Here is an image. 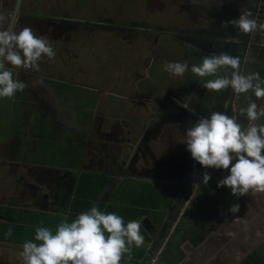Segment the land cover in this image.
Segmentation results:
<instances>
[{"label": "crops", "instance_id": "obj_1", "mask_svg": "<svg viewBox=\"0 0 264 264\" xmlns=\"http://www.w3.org/2000/svg\"><path fill=\"white\" fill-rule=\"evenodd\" d=\"M39 1L37 0V5ZM229 1H232V4L237 2L243 9L253 12V4L256 0ZM216 2L218 3V0H213L210 3L211 6H214ZM259 3L260 11L264 12V0ZM55 6L51 5L52 9L49 11L54 12ZM94 10H99L97 4L94 6ZM203 11H205L203 15L210 13L209 10L203 9ZM211 11L212 14L216 12L215 10ZM257 12L259 11L257 10ZM216 13L218 15L214 16L213 14L209 24H206L207 20L202 16L201 20L196 23L199 27L193 28L180 19V16L175 18L176 22L171 20L174 22L172 25L180 27L176 32L187 34L184 38L188 41H178L177 47L174 42L169 43L168 57L163 56L160 62L164 63L165 60L173 62V58L170 59V57L175 49L178 51L181 49L178 52L179 56L183 54L179 58L181 62L190 58L197 61L195 63L189 61V71L182 77L172 76L163 70L161 72L157 66L151 68V73L146 80L142 79L144 83L141 82L137 87V92L133 94L134 98L127 101L128 103L124 102V107L122 105L121 108L116 109L115 126L117 130L113 135V143L109 144L111 143L109 142L105 146L106 148L112 147L116 151H113L114 156L107 155L108 151L105 149V156L98 162L103 164L104 171L98 169L96 172L85 171L89 175L99 174V176L105 177V175H110L107 171L114 169L112 185L116 190L127 179L130 180V183L139 186L140 189L153 188L162 198L156 209V215L145 214L139 219H135L142 222L141 234L144 236V244L139 248L133 246L130 258L126 254L121 264H145L148 256L157 250L163 242L164 247L158 264H264V192L249 191L245 196H234L230 188L217 187L218 181L229 174L228 170L215 168H204L203 170V173L207 171L211 176L207 185L202 182L201 176L192 191L187 187V184H191L197 171L200 170L201 165L191 157L186 143L183 142L186 140V130L199 118L209 116L212 111H227L231 116L234 110L246 106L247 103L244 94L235 99V93L231 88L221 92L205 89L202 85L213 77L201 78L190 71L191 65L200 64L204 56L213 52H226L233 56L237 53L235 47L231 45L233 43H230L231 36H227L230 44L224 43L223 45L222 37L217 35L224 33L240 37L245 33L227 23L230 21L228 20L230 14H233L228 6L225 12ZM220 16L224 17V20H221ZM260 22H264V16ZM262 32L264 33V31ZM205 33L209 34L210 38H207ZM218 39L221 41H219L220 44L217 42ZM172 46L173 48L170 49ZM256 48L260 49V47ZM245 54L252 62L248 67L247 64H244L242 72L247 73L251 67L249 72H259L261 77H264V62L254 61L259 54L250 53L247 50ZM54 62H56L55 59L49 67V76L57 75V70H52ZM24 82L26 83L27 79ZM133 83L131 89H133ZM49 87L57 93L56 86L49 84ZM25 90H28V85ZM147 90L149 93H146ZM20 92H16L11 98H0L1 134L9 131L11 119L15 117L7 105L8 101H15L14 112H19V114L22 113V108L28 105V100L24 99L27 96L21 95ZM251 99L256 100L254 95L251 96ZM225 102L228 103L227 109L224 108ZM256 102H263L261 105H264V100H256ZM184 104H187L188 107H184ZM191 109L195 111H191ZM238 119L247 123L245 117H238ZM262 122H264V118H262ZM3 123L6 124L3 125ZM12 143H7L3 150L5 148L6 152H10L15 146L14 141ZM45 145L50 148L52 153H58L61 149L60 146L47 140L43 142V146ZM18 148L17 154L19 157L23 156L24 163V166L22 163L24 170H18L19 172L14 176L17 179L18 175V180L23 182L19 188H12L16 192L13 196L18 197L7 199L4 203L3 195L7 194V189L0 192V196H2L0 208L11 212L17 211L15 224L36 227V218L31 219L27 216L40 213L43 214L42 217H39L43 221V226L55 231L56 225L62 219L68 218L71 213L77 215L92 206L98 205L101 211L117 214L123 208L129 207L125 203H116L115 201L119 200L114 195H109V198H113V200L107 201L109 204L103 202L104 193L109 190L107 187L91 207L85 208L82 205L77 211H72L75 187L72 181L70 183L65 181L61 187L54 189L58 195L57 200L52 205L47 204L48 207L43 208L37 186L38 181L41 180L40 172L51 171V169L61 166V159L46 164L37 157L38 155L32 149H23L21 146ZM154 152L156 154H153ZM88 160L91 163L94 162V159ZM17 161L20 160L8 155L3 162L16 168ZM117 175L119 179L115 177ZM50 198L53 201V198ZM187 200H191V205L188 206L182 218L169 233L172 223ZM235 203L240 205L239 212H229L230 205ZM130 208L131 211L141 210V207L137 206ZM129 220L131 219H124L125 223ZM0 223L7 224L6 218H0ZM32 235L30 238H23L24 241L19 243L0 240V246L5 245L7 249H12L3 253L2 257L7 260L6 264H21L22 245L26 240L34 241L35 229Z\"/></svg>", "mask_w": 264, "mask_h": 264}, {"label": "rangeland", "instance_id": "obj_2", "mask_svg": "<svg viewBox=\"0 0 264 264\" xmlns=\"http://www.w3.org/2000/svg\"><path fill=\"white\" fill-rule=\"evenodd\" d=\"M212 1L213 0H40L37 5V0H0V15L5 17V28L19 31L24 27H31L37 35L47 38L55 51L54 58L49 59L47 56H43L40 59L38 62V70L13 69L14 75L17 72L19 73L16 78L21 81H25L26 79L30 81L29 85L31 86L33 96L32 98H24L28 100V105L22 108V113L19 114V112L11 110V114H14L15 117L11 119L9 131L2 134L0 132V192L4 191L3 189H7L6 193L8 194V196L5 193V195H3L5 197L4 203L7 199L18 197L13 196L16 192H14L12 188H19V185L23 183L18 180V175L17 179L14 177L20 170H24L23 156L19 157L17 154L19 150L18 146L23 147V149H32L38 155L37 157L42 159L46 164L61 159V166L53 168L51 171L40 172L41 180L38 181L37 186L39 190L38 196L41 197V205L43 208L48 207L47 204L52 205L53 202L57 200L56 198L58 195L54 189L61 187L67 180L73 181V173L79 170L84 172H96V169L104 171L102 168L104 166L101 163L96 166L87 163L88 159L93 158L97 159L98 161L94 160V162L98 163L99 159H103L105 156L104 148L98 147V144L91 136V134H95L92 131L89 132L90 129L86 127L85 130H88V132L86 133L84 130L85 132H83L82 135H77L76 133L78 132L71 129L72 125L77 124L73 122L72 119L79 120L71 116L74 98L81 97V99H86L88 98V94L90 97L96 98L97 96L93 89H89L95 87L94 90H97L104 85V82L106 86L111 85L110 87H113L116 85L113 79L117 84L119 81L120 86L125 87L127 91L131 89V85L134 82L133 87L136 89L143 80H146L147 76L151 73V68L157 66L162 72V70L165 71L163 67L164 64L166 62H171V60H165V62L162 63L160 62L161 59H158L159 61L157 60V57H155L154 60L150 59L152 54L149 43L150 40L155 41L156 37L152 35L153 33H141L139 31H129L130 33H126L125 36L122 33H103V35H94L96 38L102 37L103 45H97L98 40H95L94 49L91 50V53H84L85 55L89 54L91 56H88L90 57V61L87 62L85 59H88V57L86 56L87 58L83 59L82 57H84V54H81L79 51L83 48H73L76 45H81V40L86 41V33L77 31L78 36L76 37L74 35V37H72L71 34H74V29H76L73 24H83L87 21L84 19L83 15L87 14L88 17H93L92 19L94 20L92 23L99 29L112 30L118 28V30H120L122 22L124 24L134 18L136 21H146L148 24H151L153 27L151 29L158 26L156 28L168 27L170 29L175 28L173 30H179L180 27H174L175 25H172L176 22L174 20L177 16H180V19L186 22L190 28H193L199 27L196 23L201 20L202 16L207 20L206 24H209L213 14L215 16V14L218 15L216 12H225L227 6L229 10L233 12V14H230L231 16L228 15L230 16L228 20L238 19L240 13L245 10L237 2L232 4L233 2L229 0H220V2L218 0V3L216 2L212 7L210 4ZM227 1L229 2L227 3ZM96 4L106 6V8L94 11V6ZM51 5H53V7L56 5L54 12L49 11V9H52L50 7ZM253 5V17L259 14V16L255 18L262 21L264 12L260 10H258L259 13L255 12L257 6L256 2ZM258 6H260V3ZM32 9L33 11H31ZM203 9L209 10L210 13H208V15H203L205 12ZM211 10H215L216 12L212 14ZM220 18L224 20V17L220 16ZM122 29H125V27ZM175 33H169L167 43L169 41H175L174 45L177 47L178 40L174 39L177 36ZM205 35L207 38H210L209 34L205 33ZM217 36L222 37L221 40L223 45L224 43H233L231 45H233L237 51L234 56H238L241 60V71H243L244 64H247L248 67L252 62V60H248L245 54L246 50L250 53L255 52L259 54L255 57L254 61L258 60L260 63L264 62L262 61L264 60V33L262 31L244 34L240 37L238 35H227L224 33L221 35L218 34ZM227 36L232 37L230 43ZM70 39L72 40L70 47L68 46L70 51L66 52L63 46L64 43ZM92 39L93 37L89 38V41L92 42ZM186 41L188 40L186 39ZM219 41L218 39V44L221 42ZM56 47L58 49H56ZM256 47H260V49ZM172 48L173 46L170 49ZM180 51L181 49H179V51L175 49V52L171 53L172 56L170 59L173 58V62H181L179 58L183 54L179 56L178 52ZM138 58H143V61ZM54 59L56 62H54L52 70H57V75L63 76L62 82H59V78H57V93L46 84V80L49 79V67ZM185 61L188 63H190L189 61L195 63L197 60L190 58L183 62ZM8 67H11V65H8ZM249 70H251V67H249ZM88 71H90L91 74L88 73ZM88 78H91L92 81ZM103 78L104 80H100ZM80 85L83 86L80 87ZM82 87L91 91V93L86 94L75 91L77 88L80 90ZM27 91L28 90L24 89L20 93L23 96H27ZM82 91L85 90L83 89ZM112 92L111 94L114 97V92ZM69 93H71L70 96ZM73 93L74 96H72ZM146 93H149V90H147ZM238 96L241 95L235 93V99H237ZM262 103L263 102H258L257 104L261 105ZM8 106L11 105L8 104ZM77 107L80 108L79 106ZM80 109L85 110L86 107ZM0 122L2 123V121ZM58 122L68 128L67 132L63 128L57 126ZM5 124L6 123H3V125ZM92 129H94V127ZM80 137H82V139ZM46 140L60 146V151L58 153H52L47 145L43 146V142ZM13 141L15 146H13L10 152H6L5 148L3 150V147H5L7 143L13 144ZM106 150L108 151L107 155L110 157L114 156L113 151L116 152L112 147L106 148ZM11 151L14 152L13 155ZM153 154L156 153L154 152ZM8 155L20 160L19 162L17 161L18 164L16 168H12L9 163L3 162ZM73 156L76 160L75 166L73 165L74 161L71 160ZM107 173L110 174L105 175V178H109V189L114 182L112 179L114 178L113 175H115L114 169H110ZM115 177L119 179L118 175ZM126 183H130V180L126 179L121 184ZM128 185L130 186L129 190H140L139 186L136 184L130 183ZM108 191L109 190H106L105 193ZM112 195L117 197L120 201H115L116 203H125V197H127V195L120 193L115 187L111 192V196ZM50 197L53 198V201ZM1 198L2 196H0V203L2 202ZM111 200H113L112 197H110L108 201ZM107 204H109V202ZM6 250L12 249H7L5 245H3V247L0 246V264H6L7 260L2 257Z\"/></svg>", "mask_w": 264, "mask_h": 264}, {"label": "clouds", "instance_id": "obj_3", "mask_svg": "<svg viewBox=\"0 0 264 264\" xmlns=\"http://www.w3.org/2000/svg\"><path fill=\"white\" fill-rule=\"evenodd\" d=\"M4 21L0 15V98H11L27 87L13 69L38 70L40 59L54 58L55 51L48 39L31 27L15 31L5 28ZM227 23L245 34L264 31V22L253 17L251 10L242 11L238 19ZM163 67L176 77L189 71L187 61L166 62ZM190 71L201 78L213 77L202 85L205 89L221 92L231 88L247 100L246 106L234 110L231 116L227 111H212L186 130L183 142L191 157L206 169L228 170L217 187L230 188L234 196L264 192V105L256 103L264 100V77L259 72H242L240 58L226 52L204 56L200 64L191 65ZM224 108H228L227 102ZM238 117H245L247 123ZM210 179L207 171L202 174L205 185ZM239 210L238 203L228 209L231 213ZM141 227L140 220L125 223L119 214L92 206L71 221L62 219L55 231L42 224L36 226L34 241L26 240L22 245L21 264H121L126 254L130 258L133 246H143ZM12 231L9 227L6 235L11 236Z\"/></svg>", "mask_w": 264, "mask_h": 264}, {"label": "flooded vegetation", "instance_id": "obj_4", "mask_svg": "<svg viewBox=\"0 0 264 264\" xmlns=\"http://www.w3.org/2000/svg\"><path fill=\"white\" fill-rule=\"evenodd\" d=\"M97 8L104 9V8H106V6H102V5L97 4ZM119 12L121 13L120 9H119ZM83 17L87 21H85L83 24H80V25L79 24H73L76 29H74V34H71L72 37H74V35L77 37L78 36L77 31H82L83 33H86V36L82 35V36H85L86 41L81 40V42H82L81 45H76L73 47V48H83V49L79 50L81 52V54L91 53V50L94 49L96 39L98 40L97 45H101V46L103 45L102 37L100 36L99 38H96V36H94L96 34L103 35V33H114V34L122 33L125 36L126 33H130L129 31H132V32L139 31L141 33H149L150 32V34L153 33L152 35H155V37H156L155 41L150 40V43H149L150 47H151V54H152V56H150L151 57L150 59L154 60V58L157 57V60H158V59H162L163 56L168 57L169 51H168L167 47L169 46V43H171V41H169L167 43V41H168L167 37L169 36L170 32L171 33L176 32V30H173L175 28L170 29L168 27L156 28L158 26H155L154 29H151V28H153L151 26V24H148L146 21H142V22L136 21V19H134V18L130 19L128 22H126L124 24L122 22L121 23L122 27L120 30H118V28H114L112 30H110V29H99V28H96L94 26V24L92 23V21L94 20V19H92L93 17H88L87 14H84ZM123 27H125V29H122ZM174 27H176V26H174ZM66 32H68V31H66ZM175 34L177 36L174 39H177L178 41L186 40L184 37L187 34H182V33H175ZM91 37H93L92 42L89 41V38H91ZM71 41L72 40L70 39L69 41H66L67 43L66 42L64 43L63 48H65L66 52L70 51L69 47H70ZM57 46H58V44H57ZM56 49H58V48L56 47ZM86 56L88 57L90 55L84 54V57H82V58L85 59V58H87ZM90 57H88V59H85V60H87V62H89ZM138 59L143 61V58H138ZM88 73H90V71H88ZM62 77L63 76H60V75H50L49 79L46 80V84L48 86H49V84H51V86L57 87V84H56V83H58V82H56V81H58L57 78H59V82H62L63 81ZM88 79L91 80V78H88ZM100 80H104V78L100 79ZM113 81H114V84H116L113 87H110L111 85L106 86L105 82L103 83L104 85H102L97 90H94L95 87H92V88L88 87V88H90L89 90L93 89V91L96 93L95 94L97 96L96 98L90 97V95L88 93H91V91L85 89L84 87L80 88V90L77 88V90H75L76 92L86 93V94H88V98H86V99L82 98L81 99V97L79 98L78 96H76L78 98H74L75 100H73V103H72L73 107H72L71 116L75 117L76 119H79V120L72 119L73 122H75L77 124L72 125L71 129L73 131L76 130L78 132V133H76L77 135L78 134L82 135V133L85 131L87 133L88 130H85V127L90 129L89 132L92 131L95 134V135L91 134L93 140L98 144V147H103L104 151L106 149L105 146H107L109 142H111L109 144L113 143V140H114L113 135L115 134V131L117 130V128L115 126V120H116L115 115L117 114L116 109L121 108L122 105L124 107V102L130 101L131 99H133L134 98L133 94H135L137 92V87H136V89H134V87H133V89H129L127 91L125 87L120 86L119 81H118V84L114 79H113ZM29 82H30L29 80H27V82H26L28 85V91L26 92V94H27V97L32 98L33 92H32L31 86L29 85ZM47 85H45V86H47ZM81 86H83V85H80V87ZM81 89L82 90L84 89L86 92L82 91ZM111 90L114 92V97L111 94V92H112ZM70 95H71V93H69V96ZM72 96H74V93L72 94ZM107 100H108V102H107ZM8 104H10L11 106H14L15 101H12V102L8 101L7 105ZM11 106H9V107H11ZM77 106H79L80 108L86 107V109L81 110ZM115 106H116V108H115ZM57 126L60 128H63L64 130H66V132L68 130V128L66 126H64L63 124H59V122L57 123ZM93 127H94V129H92ZM95 136H96V138H95ZM80 138L82 139V137H80ZM93 159L98 161L95 158H93ZM71 160L74 161L73 165L74 164L76 165V160L73 158H71ZM87 163L90 165L93 164L95 166L97 164H99L97 162L91 163L90 160H87ZM81 174L89 175L86 172L80 171V170L77 171L76 173H73V181L72 182H73L75 188H76L77 180ZM92 175L99 176V174H92ZM66 182L70 183L71 181L67 180Z\"/></svg>", "mask_w": 264, "mask_h": 264}, {"label": "trees", "instance_id": "obj_5", "mask_svg": "<svg viewBox=\"0 0 264 264\" xmlns=\"http://www.w3.org/2000/svg\"><path fill=\"white\" fill-rule=\"evenodd\" d=\"M56 91L58 92L57 87H55ZM15 106H11L9 109L10 111H14ZM1 126V125H0ZM75 159L74 157H72ZM130 183L121 184L118 188V191L120 193L127 195L125 197V204L129 207L123 208L119 211V214L123 216V219H139L143 215H156V209L158 207V204L161 202V196L160 194L150 187H144L140 190H129L130 186L128 185ZM132 184V183H131ZM132 186V185H131ZM108 187V179L103 176H96V175H85L81 174L77 180L75 193H74V200L71 205L72 211H77L80 206H85L89 208L93 204L94 201H96L99 197V195ZM114 185H111L109 188V191L104 194L103 196V202H106L109 200V195H111V192L113 191ZM141 207V210H130V207ZM111 209V208H109ZM22 213V212H21ZM17 211L11 212L7 209H1L0 208V218L4 217L6 218L7 224H1L0 223V240L9 242V243H19L23 238H30L35 229V226L26 227V226H19L18 224H15L17 222ZM21 216V215H20ZM43 214L40 213H34L30 216H27V218L34 219L36 218V226L38 224L43 225V221L41 220ZM76 215L74 213H71L68 217L69 221L74 219ZM59 223V222H58ZM12 228V235L7 236V230L8 228Z\"/></svg>", "mask_w": 264, "mask_h": 264}, {"label": "built area", "instance_id": "obj_6", "mask_svg": "<svg viewBox=\"0 0 264 264\" xmlns=\"http://www.w3.org/2000/svg\"><path fill=\"white\" fill-rule=\"evenodd\" d=\"M191 205V200H187V202L184 203L182 206L181 211L179 212L176 220L172 223L171 228L169 229V233L172 232V228L177 224V222L182 218L186 210L188 209V206ZM164 247V242L159 245L158 249L153 251L145 261V264H158V261L160 260L161 254H162V249Z\"/></svg>", "mask_w": 264, "mask_h": 264}, {"label": "water", "instance_id": "obj_7", "mask_svg": "<svg viewBox=\"0 0 264 264\" xmlns=\"http://www.w3.org/2000/svg\"><path fill=\"white\" fill-rule=\"evenodd\" d=\"M261 0H256L255 2L257 3L256 5V10L255 12H257V10H261V7L258 6L259 2ZM253 11H254V8H253ZM259 13V12H258ZM256 16H259V14H257ZM203 170H204V167L203 166H200V170L197 171V174L195 175V177L193 178V180L191 181V184H187L190 189V191H192V189L194 188V186L199 182V179L201 178L202 174H203Z\"/></svg>", "mask_w": 264, "mask_h": 264}]
</instances>
